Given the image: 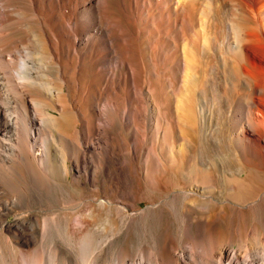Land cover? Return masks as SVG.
<instances>
[{
    "label": "bare ground",
    "instance_id": "bare-ground-1",
    "mask_svg": "<svg viewBox=\"0 0 264 264\" xmlns=\"http://www.w3.org/2000/svg\"><path fill=\"white\" fill-rule=\"evenodd\" d=\"M253 174L264 0H0V264H264Z\"/></svg>",
    "mask_w": 264,
    "mask_h": 264
},
{
    "label": "rangeland",
    "instance_id": "rangeland-1",
    "mask_svg": "<svg viewBox=\"0 0 264 264\" xmlns=\"http://www.w3.org/2000/svg\"><path fill=\"white\" fill-rule=\"evenodd\" d=\"M130 59L132 60L131 63L133 65V67L137 68L138 66L135 63V61L132 58H130ZM150 84H151V91H152V93L155 96H159V92H160V86H159V84L156 83L153 80H151ZM127 95H128V92L127 91L122 92V93L116 92L114 98H115V100L118 103H120L121 105H124V100L127 97ZM136 109L137 110H140V108L137 105H136ZM196 114H197V112H196ZM204 131H205V127H204L203 131L201 133H199V135H198L199 137H197V140L194 142L193 148L194 149H197L196 150V153H194V157H198V155L200 153V155L203 158H206L208 156V154L210 153L209 150H210V147H211V143L208 140L207 135L204 134ZM204 135H206V136H204ZM109 142L113 145V147L115 149L114 152L117 153V154H120V153H123L124 151L129 150V142L127 141L126 134L123 132V130L114 129V133L112 134L111 140ZM140 144H142V143H140ZM205 155H207V156H205ZM113 157L116 158V159H120L121 156H119V155H117V156L116 155H113ZM239 185H241L240 188L243 189L244 192H253L259 186L264 185V176H262L261 174H253V175L250 176V179H248V180L240 183ZM63 197H65V196H63ZM63 197H61V198H63ZM140 204H141L140 207L144 209V208L147 207L148 202L147 201H142V202H140ZM177 206H178V209H177ZM179 207H180V205H179V203H177L176 204V208L175 207H174V209H170L169 207L167 208L169 211H171L169 213H170V217L172 218V220L174 221V223H175V221H176V223H177V221H179V215H178ZM99 215L102 216V217L99 216V219L102 221V223H104V221L106 219V217H105L106 214H104V212H102ZM108 217H109V219H112L114 221H118L119 220L118 215L115 214L114 212H112V213L110 212L108 214ZM146 218L148 219L147 220L148 222L146 223L148 225L146 227H142V226L141 227L140 226L138 227V225H134L133 228H132L134 237L136 239L138 238L137 239L138 242H141V241L145 240L144 239L145 236H147L149 238V241L153 240L151 242H154L155 241L154 234L156 232H158V228H160V226H157V224H155V222L153 221V216L152 215L149 214L148 216H146ZM9 219L12 220L13 217H10ZM71 221H72V224H71ZM73 221H74V219H72L71 217H68V216L61 217V222L59 223L60 229L63 232H67L71 228H74V226H73V223L74 222ZM67 223H69V224H67ZM102 223L99 222L96 227L100 228V226H101ZM66 224L69 225V226H67ZM75 228L79 230V227L77 228L75 226ZM155 228H156V230H154ZM175 228L177 229V226ZM142 237H144V238H142ZM0 250H1V248H0ZM1 254H3V250H1L0 256H1Z\"/></svg>",
    "mask_w": 264,
    "mask_h": 264
}]
</instances>
